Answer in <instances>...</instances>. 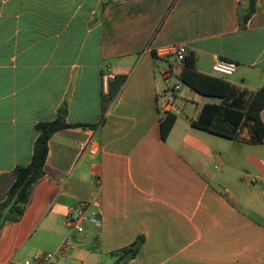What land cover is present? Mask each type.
<instances>
[{"label": "crops", "instance_id": "0c3cea01", "mask_svg": "<svg viewBox=\"0 0 264 264\" xmlns=\"http://www.w3.org/2000/svg\"><path fill=\"white\" fill-rule=\"evenodd\" d=\"M249 1L0 0V203L14 168L31 160L38 122L65 108L66 122L93 125L51 136L22 215L0 225V264H25L69 237L74 247L44 264H112L109 253L140 235L126 264H264V139L192 127L222 99L182 83L167 51L184 45L199 72L247 99L264 87V0L244 20ZM216 58L235 72L215 74ZM178 82L162 139L157 96ZM85 142L94 155H80ZM82 202L101 227L78 234L65 220Z\"/></svg>", "mask_w": 264, "mask_h": 264}, {"label": "trees", "instance_id": "16d2710c", "mask_svg": "<svg viewBox=\"0 0 264 264\" xmlns=\"http://www.w3.org/2000/svg\"><path fill=\"white\" fill-rule=\"evenodd\" d=\"M254 11L255 0H250L244 20H247ZM181 64L179 79L182 83L198 94L222 99L219 104H204L198 118L191 122L192 127L230 139L238 136L240 128L247 127L250 133L249 143L263 142L264 121L261 112L264 110V87L245 99L247 93L237 89L228 81L199 72L195 67V58L192 54L186 55ZM174 121L175 115L170 112L162 118L159 125L162 139H166ZM75 126L93 127V125L66 122L65 108H60L53 120L36 124L38 135L33 144L31 160L27 165L14 168V181L7 191L5 200L0 203V225L15 221L22 215L31 186L44 174L48 141L51 136L59 129ZM143 242L144 236L140 235L129 245L110 252L112 264H126L137 255Z\"/></svg>", "mask_w": 264, "mask_h": 264}, {"label": "built area", "instance_id": "2783aa9c", "mask_svg": "<svg viewBox=\"0 0 264 264\" xmlns=\"http://www.w3.org/2000/svg\"><path fill=\"white\" fill-rule=\"evenodd\" d=\"M167 51L180 62L186 56V48L184 45H174ZM163 53H166V51ZM236 68V62L225 58H216L212 64V71L219 76H230L235 72ZM180 83L178 82L170 86L167 85L157 96L159 101V111L162 114V118L171 111L181 87ZM79 150L81 156L86 153L89 155H94L96 153V151L91 148L90 142L82 143ZM89 207L90 206L87 202H82L78 206L70 208L66 214V225L78 234L83 232L88 225H91L94 228L101 227L99 212L90 210ZM74 245L75 240L73 238H66L60 243L57 251L37 254L31 260L26 261L25 264H44L49 260L57 261L59 258L62 259L67 251L72 249Z\"/></svg>", "mask_w": 264, "mask_h": 264}, {"label": "rangeland", "instance_id": "374dc122", "mask_svg": "<svg viewBox=\"0 0 264 264\" xmlns=\"http://www.w3.org/2000/svg\"><path fill=\"white\" fill-rule=\"evenodd\" d=\"M182 88H186L185 86H182ZM211 101H216L215 99H212ZM188 103H191V100L188 101ZM262 116L264 118V112L262 113Z\"/></svg>", "mask_w": 264, "mask_h": 264}]
</instances>
